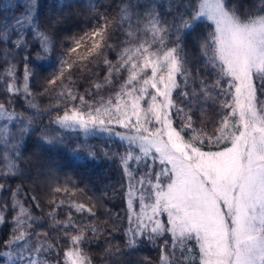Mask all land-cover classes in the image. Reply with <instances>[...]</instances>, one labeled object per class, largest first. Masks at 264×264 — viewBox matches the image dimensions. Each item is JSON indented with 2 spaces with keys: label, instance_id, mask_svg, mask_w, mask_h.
<instances>
[{
  "label": "snow or ice",
  "instance_id": "snow-or-ice-1",
  "mask_svg": "<svg viewBox=\"0 0 264 264\" xmlns=\"http://www.w3.org/2000/svg\"><path fill=\"white\" fill-rule=\"evenodd\" d=\"M163 2L161 15V0H128L116 27L101 15L93 27L60 40L41 25L39 0H25L11 26L3 21L0 42L15 35L14 46L35 63L30 67L25 56L23 89L15 65L5 69L11 78L6 91H23L31 115L0 103V178L22 174L19 160L25 138L35 131L33 117L55 113L49 120L55 127L40 130L42 143H63L66 133H78L106 144L102 155L119 161L127 180V250L147 241L160 248L159 264H264V0ZM193 34L199 59L186 47ZM0 55L7 63L10 53ZM53 57L56 68L40 95L55 89L54 105L43 110L28 84L37 66ZM94 68L106 70L102 79ZM74 71L92 76L84 93L76 88ZM113 145L123 151H113ZM95 147L83 150L98 159ZM6 187L0 183V192ZM21 191L17 186L11 193V232L0 250L7 264H92L85 246L105 231L95 222L93 198L90 204L71 199L84 191L71 178L51 188L49 227L65 247L38 227L43 217L33 215ZM57 194L68 201L57 203ZM31 201L43 211L35 196ZM62 206L92 219L78 220L69 211L60 220ZM8 209L0 204V225ZM112 247L108 243L105 253ZM42 253L57 259L50 262ZM138 264L151 262L144 257Z\"/></svg>",
  "mask_w": 264,
  "mask_h": 264
},
{
  "label": "trees",
  "instance_id": "trees-1",
  "mask_svg": "<svg viewBox=\"0 0 264 264\" xmlns=\"http://www.w3.org/2000/svg\"><path fill=\"white\" fill-rule=\"evenodd\" d=\"M128 0H39V17L41 25L53 34L57 39H63L66 36L79 34L80 32L93 27L94 21H98L101 15L113 21V27H116L115 20L118 18V13L121 6L127 3ZM12 4L14 7L5 8V4ZM25 0H0V30L3 29V21L7 19L9 26L14 22L16 16L24 12ZM241 4L251 5L253 0H240ZM95 5V10H93ZM159 11L164 15V2L161 0ZM55 21V23H53ZM194 35L187 37V50L189 56L199 59V52L193 47ZM17 39L15 35L8 42H0V53L5 51L10 55L5 57L0 55V103L4 104L9 109L14 108L15 111L23 113L25 116L31 115V111L27 107L25 94L23 91L17 94H12L6 91L5 85L10 81V77L4 75L5 69L9 64L15 65L16 74L15 81L21 89L24 87V66L25 56H28L29 66L31 67L35 61L28 52L21 48L17 49L14 46V41ZM119 39H122L117 30L114 35V41L118 44ZM31 43V41H29ZM35 52V49H32ZM109 58L115 60V53H109ZM56 68L55 57L50 62L43 63L37 66L36 74L30 79L28 87L31 89L35 100L43 110L53 107L54 101L52 97L55 95V89L50 90L45 95H40L43 91L46 81L52 78ZM51 69V71H50ZM93 71L99 72V79L105 75V69L94 68ZM81 73L74 71L73 77L76 79V88L80 93H84L86 88L91 87V74H84L81 78ZM60 81H57L59 85ZM107 89L106 91H113ZM209 117H212V112L209 110ZM55 118L48 116L42 112L40 117H33L35 131L25 138L22 157L19 160V167L22 174L10 177L7 179L0 178V183L7 185L6 189L0 192V204H8L9 209L5 213L6 222L0 225V250L4 248V240L8 239L11 232V193L17 186H20V197L24 199L26 205H32V213L34 216L43 217V223L38 227L48 232L49 238L55 244L59 239L61 244L66 243L64 238L49 227L47 213L51 210L52 205L47 203L51 198L50 190L58 183L62 184L65 179L71 178L75 181L80 189H83V194L79 191L75 193L71 199L78 203L90 204L88 197H92L96 202L93 209L96 212L98 219L95 221L100 227L105 229L102 235L91 240L85 246V250L92 258V264H138L144 257H147L151 264H159L160 248L154 247L145 241L141 246L133 251L127 250L125 246V230L128 228L127 206H126V191L127 180L119 166V161L115 158H105L101 153V147H107L100 140L94 138L85 139L78 133H66L63 143H54L46 145L40 140L41 129H51L54 125L49 124L50 119ZM199 122V116H196ZM3 122L0 121V124ZM206 123L211 128V123L206 118ZM15 128V125H12ZM49 135H54L49 132ZM96 145L94 148L95 155L98 159H92L87 156L83 150L87 145ZM81 146V150L77 151V147ZM3 146L0 145V151ZM113 151L122 152V148L115 145ZM83 157L77 159L76 157ZM0 167H3V162H0ZM35 196L39 201L41 209H37L31 197ZM57 203L60 199L68 201L69 197L66 194H57ZM58 211V219H66V213L73 211V215L78 220H91L87 214L81 216L74 210L62 206ZM91 235V234H89ZM167 236L160 238L157 245H162ZM35 242V237H33ZM108 243L113 245L111 254L105 253V248ZM119 248V252L116 248ZM62 254L64 247L58 248ZM50 262H55L57 259L55 254L42 253ZM0 264H7V258L0 256Z\"/></svg>",
  "mask_w": 264,
  "mask_h": 264
},
{
  "label": "rangeland",
  "instance_id": "rangeland-1",
  "mask_svg": "<svg viewBox=\"0 0 264 264\" xmlns=\"http://www.w3.org/2000/svg\"><path fill=\"white\" fill-rule=\"evenodd\" d=\"M126 206H127V208H128V205H127V198H126Z\"/></svg>",
  "mask_w": 264,
  "mask_h": 264
}]
</instances>
